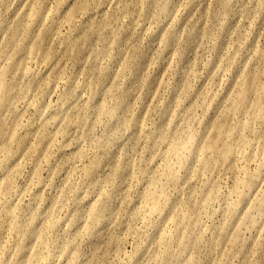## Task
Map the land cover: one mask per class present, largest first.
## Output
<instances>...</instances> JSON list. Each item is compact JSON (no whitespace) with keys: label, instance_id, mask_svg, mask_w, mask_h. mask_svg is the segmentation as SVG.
<instances>
[{"label":"rangeland","instance_id":"1","mask_svg":"<svg viewBox=\"0 0 264 264\" xmlns=\"http://www.w3.org/2000/svg\"><path fill=\"white\" fill-rule=\"evenodd\" d=\"M0 264H264V0H0Z\"/></svg>","mask_w":264,"mask_h":264}]
</instances>
